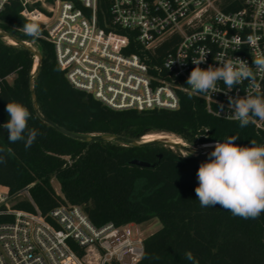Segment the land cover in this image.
Instances as JSON below:
<instances>
[{
    "label": "trees",
    "instance_id": "1",
    "mask_svg": "<svg viewBox=\"0 0 264 264\" xmlns=\"http://www.w3.org/2000/svg\"><path fill=\"white\" fill-rule=\"evenodd\" d=\"M21 9L19 0L4 6L0 32L37 47L41 60L34 78L36 102L41 115L56 126L75 134H110L137 141L146 134L168 133L192 146L223 142L230 136L239 137L235 141L239 146H251L253 140L264 145L263 129L252 122L241 128L239 121L216 118L206 112L200 98L185 92H179L174 110L108 107L67 80L56 63L53 44L43 38L44 30L39 29L38 36L24 31V24L30 22ZM177 42L178 36L163 39L156 54L166 55ZM129 52L143 50L134 44ZM33 64L29 50L0 39V125L9 120L7 103L15 101L29 109L28 125L39 132L26 149L23 141L10 144L7 130L0 127V146L13 153L0 164V191L12 195L27 186L41 214L60 204L78 205L95 226L158 219L160 227L142 239L138 264H193L186 252L198 264H264V213L245 219L219 205L202 207L197 200L196 174L208 153L181 155L161 145L85 142L60 133L33 110L29 89ZM133 159L154 166L133 165ZM53 179L59 193L52 187ZM14 208L33 210L26 200L17 201Z\"/></svg>",
    "mask_w": 264,
    "mask_h": 264
},
{
    "label": "built area",
    "instance_id": "2",
    "mask_svg": "<svg viewBox=\"0 0 264 264\" xmlns=\"http://www.w3.org/2000/svg\"><path fill=\"white\" fill-rule=\"evenodd\" d=\"M9 1L0 0V12ZM19 1L21 15L43 26L67 80L113 109L174 110L179 92H190L193 59L205 57L202 69L228 58L253 66L256 53H264V0ZM171 36H178L176 46L159 57L157 44ZM134 44L142 54L129 52ZM253 71L264 95V72ZM249 87L245 81L227 90L219 81L215 92L193 95L210 115L237 121L228 97H243ZM251 120L264 130V120ZM20 200L33 210L14 208ZM1 217L8 219L0 221V264H138L142 257L137 224L95 226L69 204L43 215L27 186L12 195L0 191Z\"/></svg>",
    "mask_w": 264,
    "mask_h": 264
},
{
    "label": "clouds",
    "instance_id": "3",
    "mask_svg": "<svg viewBox=\"0 0 264 264\" xmlns=\"http://www.w3.org/2000/svg\"><path fill=\"white\" fill-rule=\"evenodd\" d=\"M23 28L29 35H39V25L35 23H26ZM204 59L192 60L195 67L186 81L190 88L189 97L196 93L215 92L219 81L227 90L248 81L250 87L245 96L228 97L229 106L234 109L230 118L239 121L241 128L252 122V116L264 120V95L259 94L253 71L254 66L258 72H264V53H256L253 66L239 58H228L217 60L219 66L209 65L202 69L200 64ZM253 88L257 89L256 94H253ZM220 108L222 111L223 105ZM5 111L9 120L0 127L7 130L9 143L23 141L25 148H30L39 132L28 125L29 109L22 103L11 101ZM237 139L238 136H230L210 146L214 150L199 165L195 193L202 207L219 205L234 216L255 219L264 213V145H257L253 140L251 146H239L235 143ZM12 154L10 147L0 146V164L6 163L7 156ZM185 257L198 264L191 252H186Z\"/></svg>",
    "mask_w": 264,
    "mask_h": 264
},
{
    "label": "water",
    "instance_id": "4",
    "mask_svg": "<svg viewBox=\"0 0 264 264\" xmlns=\"http://www.w3.org/2000/svg\"><path fill=\"white\" fill-rule=\"evenodd\" d=\"M39 25V29H42L43 26L41 24H37ZM0 39L7 41V42H13L14 45H18L21 46L27 50H29L32 55L34 56V58H37V64L34 65L33 64V71L31 73L30 79H29V89H30V95H31V101H32V107L33 110L35 112V114L45 123H47L48 125L54 127L57 131H59L60 133L71 137L73 139H77L80 141H85V142H92V141H117L119 143H121L122 145H126V146H141V145H161L164 147H169L170 149H178L180 151H184L188 154L191 155H202V154H207L211 151H213V147H202V145H197V146H192L189 144L184 143V145H179L176 141H161V140H154L151 142H143L141 141V139L139 141L137 140H133L127 137H123V136H117V135H110V134H98V135H82V134H75L72 132H69L59 126H56L55 124H53L51 121L45 119L41 113L39 112L38 106H37V102H36V96H35V92H34V78L37 75L38 71H39V62L41 60V55L39 53V51L37 49H35L32 45H30L28 42H24L21 41L7 33H3L0 32ZM12 44V43H11ZM160 158V155L158 156ZM131 164L133 165H137L140 167H152L154 166L153 164H150L148 162L145 161H141L138 159H133L131 162Z\"/></svg>",
    "mask_w": 264,
    "mask_h": 264
},
{
    "label": "rangeland",
    "instance_id": "5",
    "mask_svg": "<svg viewBox=\"0 0 264 264\" xmlns=\"http://www.w3.org/2000/svg\"><path fill=\"white\" fill-rule=\"evenodd\" d=\"M33 47L35 49H37L36 46H33ZM34 60H35V58H34ZM161 134L171 137L172 140H176V139L179 138V137H177L176 135H173V134H168V133H161ZM185 145H186V143H185ZM173 150L174 151H178L181 155H185L186 154V152L180 151L178 149H173ZM52 187L54 188V190L57 193H59V184L54 179L52 180ZM136 227L140 230L141 236L144 238L145 236H147V235L151 234L152 232L156 231L160 227V222H159L158 219L153 218V219H151V220H149L147 222H144V223L136 225Z\"/></svg>",
    "mask_w": 264,
    "mask_h": 264
},
{
    "label": "bare ground",
    "instance_id": "6",
    "mask_svg": "<svg viewBox=\"0 0 264 264\" xmlns=\"http://www.w3.org/2000/svg\"><path fill=\"white\" fill-rule=\"evenodd\" d=\"M10 43L13 44V42L11 41ZM37 64V58H35L34 60V65ZM154 140H161V141H176L179 145H184V141L180 138L176 139V140H172L171 137L167 136V135H162L161 133H150V134H146L141 138V141L143 142H151ZM216 142L213 143H206L203 144L202 147H210L211 145H214Z\"/></svg>",
    "mask_w": 264,
    "mask_h": 264
}]
</instances>
